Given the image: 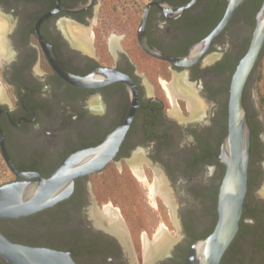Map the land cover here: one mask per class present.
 <instances>
[{
    "label": "flooded vegetation",
    "instance_id": "af4514ba",
    "mask_svg": "<svg viewBox=\"0 0 264 264\" xmlns=\"http://www.w3.org/2000/svg\"><path fill=\"white\" fill-rule=\"evenodd\" d=\"M259 1L243 0L203 43L228 0H0V162L13 175L0 185L25 180L3 150L28 180L49 178L72 154L102 144L134 108L110 162L76 177L68 198L0 218L4 234L69 252L76 264H184L218 221L231 83L250 47ZM248 16L255 26L245 35ZM63 71L99 76L81 86ZM170 97L190 115L172 110ZM254 143L241 226L221 264H264V197L255 190L250 198ZM143 233L144 252L136 243ZM162 233L165 249L147 259L146 246Z\"/></svg>",
    "mask_w": 264,
    "mask_h": 264
},
{
    "label": "water",
    "instance_id": "95a60500",
    "mask_svg": "<svg viewBox=\"0 0 264 264\" xmlns=\"http://www.w3.org/2000/svg\"><path fill=\"white\" fill-rule=\"evenodd\" d=\"M226 14L219 26L203 43L211 41L230 20L235 8L243 0H228ZM256 28L250 47L240 60L233 75L229 100V131L222 144L221 160L226 173L218 197V221L213 232L198 239L188 250L184 264H221L241 226L248 190L249 163L252 153V127L244 103L247 81L256 67L264 48V1L256 13ZM190 60V58L188 57ZM257 70V69H256ZM70 81L89 86L99 76H74L64 72ZM130 106L120 126L102 144L69 156L49 177L28 180L30 174L19 172L3 150L8 166L24 181L0 185V218H19L36 213L64 200L73 191L74 179L100 171L110 162L131 119ZM258 196L262 193L258 192ZM0 258L6 264H76L69 252L47 247H35L13 242L0 229Z\"/></svg>",
    "mask_w": 264,
    "mask_h": 264
},
{
    "label": "rangeland",
    "instance_id": "374dc122",
    "mask_svg": "<svg viewBox=\"0 0 264 264\" xmlns=\"http://www.w3.org/2000/svg\"><path fill=\"white\" fill-rule=\"evenodd\" d=\"M247 21L248 22H246V25H245L246 26L245 35H250L255 26V21L252 17H249V16L247 17ZM252 84L251 86H249L247 94H246V101H247L246 109L248 111V118L255 125V130H254L255 148H253L254 149L253 171H254V175L256 176V180L250 192L251 199L253 198L252 195L254 194L255 190L257 193L261 192L262 197H264V179L263 181L261 180L262 173H263L261 169L262 164L264 167V48L262 49L260 58L258 60L257 71L254 74V79H253ZM170 100H171V97H170ZM169 107L172 110L176 108L179 110H182V112L187 116L190 115L189 106L186 103L182 102L181 100H176V99L174 100L172 98L171 104ZM11 178H13V175L11 174V172L8 171L4 163L0 162V182H2L4 179L9 180ZM151 210L153 211V213H155V215L158 213V211L154 207H151ZM158 219L160 220V217H158ZM168 220L170 221L169 217H168ZM131 225H134V230L138 233V230H140L139 224L138 223L136 224L135 222L133 223L131 222ZM170 229L172 230L171 234L175 235L176 228L171 225ZM141 235H142L141 239H139V241L136 239V243H137V246L141 247L140 249H142L144 252L145 244L148 239L145 233ZM154 238L155 237H150L151 241L154 240ZM146 249H147V246H146Z\"/></svg>",
    "mask_w": 264,
    "mask_h": 264
},
{
    "label": "bare ground",
    "instance_id": "6f19581e",
    "mask_svg": "<svg viewBox=\"0 0 264 264\" xmlns=\"http://www.w3.org/2000/svg\"><path fill=\"white\" fill-rule=\"evenodd\" d=\"M180 80H178V81L180 82ZM174 91H175V89H174ZM191 98H193V101L192 100H189L190 103H193V105H197V102L195 101L194 97H191ZM191 108H192V106H191ZM168 241H169V238L167 237L166 234L159 235L153 243H151V244H149L147 246V255H146V258L147 259L154 258L155 255H157L165 247V245L167 244Z\"/></svg>",
    "mask_w": 264,
    "mask_h": 264
},
{
    "label": "trees",
    "instance_id": "16d2710c",
    "mask_svg": "<svg viewBox=\"0 0 264 264\" xmlns=\"http://www.w3.org/2000/svg\"><path fill=\"white\" fill-rule=\"evenodd\" d=\"M261 2H262V0H260L258 3L254 2L253 3V10H259V8L261 6ZM244 102H245V99H244ZM245 107H246V104H245ZM253 135H254V133H253ZM253 140H254V136H253ZM238 233H239V231H238ZM0 264H5V262L1 258H0Z\"/></svg>",
    "mask_w": 264,
    "mask_h": 264
}]
</instances>
